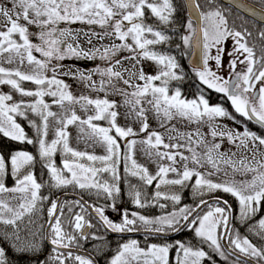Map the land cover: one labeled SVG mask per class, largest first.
Wrapping results in <instances>:
<instances>
[{"label": "snow or ice", "instance_id": "6c2138e0", "mask_svg": "<svg viewBox=\"0 0 264 264\" xmlns=\"http://www.w3.org/2000/svg\"><path fill=\"white\" fill-rule=\"evenodd\" d=\"M9 2L10 8L0 5V15L5 17L9 25L6 30L0 31V57L4 53H9L8 63L18 59L19 63L23 64L26 60L32 66V72H21L18 68L8 70L0 66V84H8L22 96L37 99L31 103L23 101L7 103L13 100L12 95L0 94V135L19 143L35 144L38 153L33 155L26 150H16L9 155L7 161L3 153H0V195L18 193L21 200V203L13 208L5 200L0 199V224L13 226L11 232H0V264H11L3 246L5 244L14 255L27 256V264H65L69 259L77 264H95L90 257L75 255L71 251H61L73 246L79 247L80 241L89 239L106 241V236L101 237L85 231L94 227L91 220L85 219L84 213L87 208L96 213V218L105 232L126 233L142 228L151 234L166 235L188 228L193 232L194 238L198 239L197 245L177 241L175 244H152L147 249L141 248L138 241L131 240L118 246L116 254L108 264H169L171 248L177 249L176 264H205L206 260H212L209 252L204 250L205 245L225 260L239 252L243 257L264 262V245L258 247L247 236H242L232 223L231 206L226 200L213 195L217 191L230 194L238 202L239 221L242 224L253 221L264 202V161L256 160V165L253 166L251 161L246 162L245 157L239 161L241 167L237 168L236 162L227 153L219 152L221 145L206 142L199 130L196 135L200 138L195 142L191 140V133L180 134L181 139L187 136L188 141L185 144L172 143L175 137H169V142H165L161 133L150 130L147 122L149 109L145 106H151L161 127H166L168 122L179 117L189 122L207 124L213 139L217 136H226L237 149L241 147L248 149L249 143L256 148L257 142L264 146V136L251 131L245 123L254 120L264 128V83H261L264 82V49L257 57L246 39L251 34L246 29L242 32L230 27L224 10L219 6L213 7L216 0H206V11L201 9L199 0H182L179 6L174 4L173 0H9ZM184 9L187 10L186 20L181 22L178 14ZM150 18H155L157 24L147 23V19ZM261 19L264 20V16ZM20 20L26 23L21 24ZM77 23L99 26L102 32L76 30L71 27ZM28 25H35L38 32L30 33ZM174 25L184 28V34H180V39L186 49H195L192 59H195L197 52L200 54L199 63H193L191 66V72L199 82L197 91L191 99L183 96L179 84L171 87L173 81L182 82L186 76L177 58L168 52L156 51L149 47L167 44L172 37L167 34L169 28L165 26ZM14 34H18L19 41L13 39ZM260 35L264 37V31ZM31 36H35L39 43L33 42ZM81 36L86 38L89 45H92L93 38L104 40L114 37L122 43L113 42L110 45L84 48L79 42ZM229 38L233 45L228 52L229 75L225 78L209 67V61L214 60L217 69L223 67L221 61L224 43ZM129 39L132 43L127 42ZM212 49H215V55H211ZM123 51H127L129 55L116 58ZM34 52L39 53L40 58H37ZM184 54L187 55V51ZM240 56L244 58L240 59ZM138 57L155 62L159 70L155 75H148L141 67L137 79L143 81V84L134 85L131 76L136 75L135 72H131L130 78L125 79L123 72L128 69L123 71L115 69L129 59L139 64ZM97 58L107 62L109 66L80 69L74 65L61 63L71 59L88 61ZM238 63L244 65L240 71L236 70ZM60 69L65 70L61 72ZM48 72H51V76L47 75ZM94 75L100 77L99 83L93 80ZM60 76L77 79L97 92H106L110 87L115 94L124 97V104L129 107L128 115H134L140 121V133H144L145 137L139 143L146 145V154L150 157L156 156L159 160L167 159L170 164L167 166L158 164L157 173L149 174L147 168L139 165L133 158L135 145L138 143L133 137L139 133L134 132L131 127L119 126L116 122L119 115L116 101L107 99V94L103 99L99 97L92 99L85 95L75 97L69 91L70 86L60 79ZM23 81L34 83L35 90L21 87ZM156 81L160 84L156 85ZM118 83L126 87H118ZM258 83L261 86L257 90ZM206 90L221 94V98L230 101L234 112L244 119L237 121L221 103H210ZM46 96L51 97L52 103L61 107L66 101L83 102L81 107L85 111L89 105H94L95 114L81 120L73 111L70 117L57 118V123L63 127L57 128L55 138L48 141V121L57 114L50 110L51 104L45 102ZM148 96L151 98L146 99ZM27 111L35 113L41 119L39 125L35 121H30L31 126L36 129L35 139L29 137L24 128L17 123L16 117L27 118ZM225 118L244 124V131L229 129L227 125L217 123L218 120ZM76 121L82 126L85 124L89 126L91 137L103 144L105 155L88 154L69 146L66 128ZM93 121H107L108 126L102 127ZM81 130L83 131V128ZM172 130L174 126L169 129ZM113 132L115 135L110 134ZM120 141L124 142L123 154L120 151ZM193 143L197 146L204 145L206 151L203 155L196 151ZM161 147L163 151L160 150ZM181 149H185L189 155H185ZM58 151L64 154L62 167H58L54 161ZM85 159L90 163L81 162ZM255 159L256 153L253 154V160ZM121 160L124 162L125 171L133 177H139L143 186H150L156 181L152 201L160 208H165L166 204H160L159 201L171 200L175 210L150 218L135 211L118 208L115 201L121 192L118 175ZM96 161H100L102 166H95ZM180 161L183 164L178 168L176 165ZM38 162L42 163L49 175V188H66L72 185L82 190H95L97 196L103 195L105 199L111 201L110 207L120 214V222L109 219L105 215L104 207L86 205L81 200H76L73 203L80 207V212L62 223L63 205L51 201L47 211L49 219L46 221L49 230L44 235L40 234L43 225L32 230L29 227L34 223L32 215L38 213L39 205L48 199L40 194L45 184L38 181L34 171ZM189 164L195 167H189ZM205 164L210 165L212 170L200 171ZM221 164L231 166L234 172H250L253 174L252 178L244 181L232 178L215 182L209 177L223 170ZM105 172L110 173L111 182L98 178L99 174ZM170 172L174 173L176 178L168 179ZM9 174L14 178L12 187L5 185V178ZM227 175L225 172V176ZM193 177H196L194 182ZM189 182H192V195L201 197L195 207L184 205L176 208L181 202V195L178 192L161 191L160 187L170 185L184 188ZM128 195L138 208L149 206V200L140 188L130 185ZM205 195H212L213 202L209 203L203 199ZM68 208L71 213L72 206L69 205ZM5 213L11 215L6 216ZM25 216L29 219L21 228L18 222L23 223ZM63 224L71 226L73 231H66ZM248 231L264 241V216L249 224ZM222 240H226L227 244H222ZM45 241L51 246V252L41 259ZM239 261L240 256H237L234 264H239ZM16 264H20V261ZM244 264H247V260Z\"/></svg>", "mask_w": 264, "mask_h": 264}, {"label": "trees", "instance_id": "16d2710c", "mask_svg": "<svg viewBox=\"0 0 264 264\" xmlns=\"http://www.w3.org/2000/svg\"><path fill=\"white\" fill-rule=\"evenodd\" d=\"M174 4L176 5H181L182 0H173ZM199 3L201 4V8L203 10H206V0H199ZM216 6H224L220 1L216 0V5H213V7ZM221 8V7H220ZM230 14H225V16H229ZM147 16V13H146ZM178 19L183 22L186 20V9L182 10L178 14ZM147 23L149 24H157V21L155 18H150L147 19ZM168 27L169 30L167 32L168 35H170L172 38L167 44H162V45H157V46H149L150 48H154L156 51H164L168 52L171 55L175 56L180 64V66L183 68L184 73L186 74L185 80L182 82H176L173 81L171 87H175L177 84H182L181 90L182 94L184 97H187L189 99L193 98L196 91H197V85L198 81L194 74L191 72L187 65V59L189 57V54L191 52V49H186L185 46L182 44V41L180 39V34H184V28L180 27V25H174V26H165ZM177 45H180V47H177ZM185 51H187V55H185ZM125 53L128 54L127 51ZM123 55V54H122ZM156 84H160L159 81H156ZM21 87H23L26 90H35L36 85L34 83L29 82V81H23L21 82ZM87 90V89H85ZM92 90V89H91ZM69 91L72 93L71 88L69 87ZM85 91H80L81 95H84ZM89 93V92H88ZM171 93V91H170ZM80 95V96H81ZM87 96V95H85ZM99 97L101 99L105 98V95L101 94L100 92L94 91L93 94H89V97L93 99ZM45 102L46 101H52L51 97H44ZM27 118L17 116V123H19L27 133V135L33 139H35L34 132H36V129L31 126L30 121H35L36 124H40L41 121L38 123L35 118H31L32 115L35 116V113L31 111H27L26 113ZM104 126H108V122L104 121ZM260 132L263 133L264 130L261 128ZM111 135H115V133H110ZM124 142L120 143V151L121 154H123L125 148L122 145ZM16 150H26L29 153H32L33 155H37L38 150L37 146L35 144H27V143H19L16 141H12L9 138L3 137L0 135V153H3L5 160H8L9 155L16 151ZM134 158V157H133ZM135 159V158H134ZM64 160V154L60 151H58L54 157L55 164L58 167H62ZM81 162H86V159ZM90 163V162H86ZM95 166L101 167L102 164L100 161L95 162ZM35 174L37 176V179L39 182H42L45 184V187H43L40 191V194L42 196L48 197V199L44 200L43 203L39 205V213L42 216L41 220L39 222H34L32 225L29 227L32 230H36L39 228L40 225H43V229H41L40 234L44 235L46 233V229L48 224L46 221L49 219L47 215L48 208L50 207V202L51 201H57L60 196L66 195V194H75L79 195L82 197V199L87 203V205H96L100 207L105 208V215L109 217V219L113 220L114 222H120L121 216L118 212L113 211L112 208L110 207L111 201L108 199H105L103 195L97 196L95 190H89V189H79L78 187L69 185L66 188H49L48 187V182H49V175L47 171L43 168L42 163H36L35 168H34ZM10 172V169H9ZM118 175L120 177L119 180V187L121 189L120 195L115 201L116 205L118 208L121 209H127L130 212L135 211L138 212L139 214L145 215L146 217H157L163 214H167L170 211L175 210L173 207V203L171 200L165 201L164 199H161L159 201L160 204H166L165 208H160L158 204L155 201H152V196L155 193L156 190V181L153 182L152 185L150 186H143V182L139 180V177H133L129 173L125 171V166L123 160H121L118 168ZM99 179L102 180H108L111 182V176L110 173H101L98 176ZM196 177L192 178V181ZM13 181L14 178L9 174L5 178V185L7 187H12L13 186ZM192 182L188 183L187 187L181 188L180 186H160L161 191H168V192H178L181 195V202L179 205L176 206V208L183 207L184 205H190L195 207L196 203L199 202L201 197L198 196H193L192 195ZM130 185L136 186L137 188H140V190L144 193V195L147 196L149 200V206L144 207V208H138L135 204L132 203V198L128 195L130 191ZM215 197H220L221 200H226L228 204L231 206L232 209V214H233V219L232 223L235 225V227L239 230L242 236H247L253 244L257 245L258 247L264 245V241H261V239L256 236L254 233H251L248 231V225L254 223V221L260 219L262 216H264V202H262L261 206V211L254 217L253 221H249L248 224H242L239 219H238V202L236 198L231 196L230 194L223 193L222 191H217L213 194ZM203 199H206L209 201V203L213 202V196L212 195H205ZM77 199L75 198H65L63 199L59 205H63V213L64 215L61 217L62 223L66 219H72V217L80 212V207L76 206L73 202L76 201ZM72 206V212L69 213V208L68 206ZM205 211L207 209H204ZM91 209L87 208L84 215L85 219L91 220L92 224L94 225L93 228H91V233H95L97 236H106V241L102 240H93L89 239L87 241H80V246L76 247L73 246L70 249H65L63 252H68V250H73V251H86L92 254L98 261V264H108L110 259L116 254V250L119 245L122 243L131 241V240H136L139 243V246L141 248H148L152 244H157V245H164V244H175L177 241L181 242H191L193 245L198 244V239L194 238V234L191 230L188 228H183L181 231L177 232H170L168 234H151L149 232L144 231L142 228L133 231V232H126V233H112V232H105V229L103 226L98 222L96 218V213ZM115 216V217H114ZM29 217L25 216L23 223L18 222L21 226V228L24 227V224L27 223ZM64 228L66 231H73L72 227L69 226L68 224H63ZM13 226L8 225L5 226L3 224H0V232L3 231H12ZM22 235L24 234L23 232L21 233ZM222 243V241H221ZM223 244V243H222ZM49 244L45 241L44 244V250L41 255V259H43L45 256H47L51 252V247L48 246ZM6 248L7 252V258L11 262V264H16L17 261H20V264H27L28 257H20L17 255H14L12 250L8 248L7 244L4 245ZM101 249V250H98ZM204 250L208 251L209 254L212 256L211 261H205V264H234L236 261V257L241 255L239 252L236 253V255H230L227 260L224 258L220 257L217 253H213L207 246H204ZM71 251L72 253H74ZM176 248H171L169 251V264H176ZM75 255H79L74 253ZM175 257V258H174ZM246 259L243 258L242 256L240 257L239 264H244V261ZM255 261V260H253ZM257 262V261H255ZM259 264H264V262H257ZM65 264H77V262L69 259L65 261ZM247 264L248 263L247 261Z\"/></svg>", "mask_w": 264, "mask_h": 264}, {"label": "rangeland", "instance_id": "374dc122", "mask_svg": "<svg viewBox=\"0 0 264 264\" xmlns=\"http://www.w3.org/2000/svg\"><path fill=\"white\" fill-rule=\"evenodd\" d=\"M0 5H4L6 7H11V4L9 0H0ZM15 19V17H13ZM21 24H25L26 22L23 20H20ZM127 24V22H125ZM9 26L5 17L3 15H0V31L6 30V27ZM64 25H61L63 27ZM29 27V32L30 33H36L38 32V29L35 25H28ZM72 28L76 30L83 29L84 31H90V30H95L96 32H102V29L99 28V26L93 25H85V24H74L71 26ZM149 38H151L149 36ZM13 39H16L19 41V36L18 34H14ZM30 39L35 42L39 43L38 39L35 36H31ZM79 42L82 47L84 48H91L93 45L96 47H100L101 45H110L113 42L119 44L122 43L121 41L113 38H105L104 40H99L98 38H93L92 45H89L86 42V38L81 36L79 38ZM128 43H132L131 39L127 41ZM37 58H40L39 53H33ZM123 54V55H122ZM9 53H4L2 57H0V66L4 67L5 69L12 70V69H19L21 72L25 73H31L32 72V66L28 64V62L25 60L23 64L19 63V60H14L13 63H8L7 62V57ZM129 53H125V51L120 52L116 58H122L124 56H128ZM140 59V63L137 64L135 60H125L122 65L117 66L115 70L118 71H123L124 69H128V71L123 72V76L125 79L130 78V73L135 72L136 75L131 76V82L132 84H143V81H140L137 79V76L139 75V70L142 67L143 71L145 74L148 75H155L158 72V66L155 62L147 59ZM53 63H56V61H53ZM64 65L68 66H75L76 68L80 69H94L97 66L100 67H107L109 66L107 62L101 61L99 58L96 60H76V59H71V60H65L62 61ZM135 65V67H133ZM65 69H60L61 72H63ZM74 70V69H73ZM48 76H51V72L47 73ZM60 79H63L65 83H67L71 90L72 94L75 97H79L80 91H85L84 95H87L89 97V94H93L94 91L91 90L89 87H87L83 82L73 79L69 76H61L59 77ZM93 80L99 83L100 77L98 75L93 76ZM118 87H126L122 83H118ZM87 89V90H85ZM30 90V89H29ZM132 89H129L131 91ZM89 92V93H88ZM102 95L104 94L106 96L107 94V99L114 100L117 103V111L119 113L117 117V124L122 127H131L134 132L139 133L135 138L138 143L135 145L134 149V154L133 157L137 161V163L145 168H147L149 174L155 175L157 173L158 169V164L167 166L170 164V161L167 159L164 160H159L158 157L156 156H148L146 154V145L139 143L141 139L145 137L144 133H140V121L137 120L134 115L129 116V107L124 104V97L117 95L114 93L112 88H107L106 92L101 91L100 92ZM0 94H11L13 97L12 101H8L7 103H13V102H20L23 101L25 103H31L34 102L37 98L36 97H30V96H22L19 92L15 91L12 89V87L8 84H0ZM151 97L148 96L146 99H150ZM94 99V96H93ZM46 103H49V101H46ZM83 103V102H81ZM81 103H69L65 102L63 107L57 105V104H52L51 105V111L56 113V117H50L48 121V135H47V140L51 141L52 139L55 138V131L57 128L63 127V125H60L57 123V118H62V117H70L71 113L74 111L77 116L81 118V120H86L89 115H94V105H89L87 108V111H85L81 107ZM149 110L147 112L148 116V124L150 127V130L156 131L158 133H161L164 137L165 142H169V137H175L176 139L172 140V143H180V144H185L188 141L187 136L184 137V139L180 138V134H187L191 133V140L195 142L198 140L200 137L196 135L197 130H199V133L203 136V139L206 142H212V143H219L221 145L219 152L221 153H227L229 157L233 161L236 162V167L240 168L241 165L239 164V161L247 157V161H251L253 166L256 165V160L264 161V146H260L257 142V147L253 148L252 144L249 143L248 149H245L241 147L240 149H237L236 146L233 144V147L230 145H225L224 142L228 141L227 137H220L217 136L215 139L212 138L210 134V129L207 124L205 123H200L197 124L195 122H189L186 119H182L179 117H176L172 119L170 122H168L166 127H161L160 126V121L156 118L155 113L151 110L150 105H145ZM31 118H35L36 121L39 123L41 121L40 117H38L36 114L35 116L32 115ZM95 123V122H93ZM217 123L222 124V125H227L229 129H235L239 130L240 132H243L244 130L238 126L233 124L230 120L227 118L218 120ZM99 126H102L100 123H96ZM174 126V130L169 131V129H172ZM103 127V126H102ZM83 128V131L81 130ZM66 132L68 133V140H69V146L72 147L74 150L77 151H82V152H87L88 154H94L97 156H103L105 155V148L103 144L98 143L94 137H91V129L89 128L88 125H81L79 121L74 122L73 124L67 125ZM36 135V132H34V136ZM123 141H120L122 143ZM229 142V141H228ZM230 143V142H229ZM238 143V142H237ZM124 146V144H122ZM194 148H196V151L203 153L206 151L205 147L203 144H200L197 146L195 143L192 145ZM258 149V151H257ZM163 151L164 149L161 147L160 149ZM181 151L184 152L185 155H189V153L185 149H181ZM235 153V155H233ZM256 153V159L253 160V154ZM177 160L179 161V157H177ZM183 162L180 161L177 163L176 167L180 168L182 166ZM221 168L223 169L221 172L217 173L214 176L209 177L215 182H222L226 179H232L234 178L236 181H244V180H250L252 178V173H244L242 171H233L231 166H227L224 164L220 165ZM189 167H195L192 164H189ZM202 172L205 171H211V167L208 164H205L204 168L199 169ZM225 172L228 173L227 176H225ZM168 179H174L176 178L174 173H169L167 176ZM20 194L18 193H4L0 195V199L5 200L10 207L16 208L20 203L21 200L19 199ZM6 216H10V213H5ZM34 222H39L42 218L40 213H34L31 217ZM4 246V245H3ZM147 249V248H145ZM175 258V257H174ZM176 259V258H175Z\"/></svg>", "mask_w": 264, "mask_h": 264}, {"label": "flooded vegetation", "instance_id": "af4514ba", "mask_svg": "<svg viewBox=\"0 0 264 264\" xmlns=\"http://www.w3.org/2000/svg\"><path fill=\"white\" fill-rule=\"evenodd\" d=\"M247 1L264 8V0H247ZM221 9L224 10V15L230 14L229 15L230 17L229 19H231L229 21L230 27H234L236 30L242 32L246 29L247 32L251 34L246 37L248 45L250 47H253L256 56L259 57L261 55V50L264 49V37H261L260 35V33L264 31V26L256 25L251 21L244 19V16L240 15L239 13H237L232 9L229 8H221ZM232 45H233V41L231 40V38H229L224 44V50L226 53H228L232 49ZM241 57L243 56H240V58ZM260 86L261 84L258 83L256 85V89L258 90Z\"/></svg>", "mask_w": 264, "mask_h": 264}, {"label": "water", "instance_id": "95a60500", "mask_svg": "<svg viewBox=\"0 0 264 264\" xmlns=\"http://www.w3.org/2000/svg\"><path fill=\"white\" fill-rule=\"evenodd\" d=\"M222 1L228 5L233 6L234 8L239 10L241 13L252 18L253 20H255L261 24H264V20L261 19V17L264 16V10L263 9L251 4L245 0H222ZM193 39H195V37ZM194 51H195V49H193L192 54ZM199 61H200L199 52L196 53V57L194 60L192 59V55H191V57L189 59L190 68H191L193 63H199ZM62 199H63V197H60L58 204L61 202ZM85 231L89 232L90 229H85ZM223 243H224V245H226V240H223ZM248 262L251 264H258L252 260H248Z\"/></svg>", "mask_w": 264, "mask_h": 264}, {"label": "bare ground", "instance_id": "6f19581e", "mask_svg": "<svg viewBox=\"0 0 264 264\" xmlns=\"http://www.w3.org/2000/svg\"><path fill=\"white\" fill-rule=\"evenodd\" d=\"M224 144L225 145H230L231 147H233V144L232 143H229L228 141H225Z\"/></svg>", "mask_w": 264, "mask_h": 264}]
</instances>
